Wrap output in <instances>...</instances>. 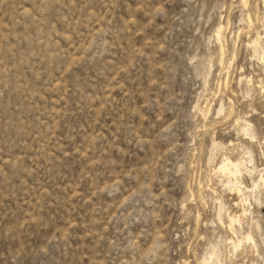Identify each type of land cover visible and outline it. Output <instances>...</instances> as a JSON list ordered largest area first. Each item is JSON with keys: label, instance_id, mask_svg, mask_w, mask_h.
<instances>
[{"label": "rangeland", "instance_id": "rangeland-1", "mask_svg": "<svg viewBox=\"0 0 264 264\" xmlns=\"http://www.w3.org/2000/svg\"><path fill=\"white\" fill-rule=\"evenodd\" d=\"M260 178L264 0H0V264H264Z\"/></svg>", "mask_w": 264, "mask_h": 264}, {"label": "bare ground", "instance_id": "bare-ground-1", "mask_svg": "<svg viewBox=\"0 0 264 264\" xmlns=\"http://www.w3.org/2000/svg\"><path fill=\"white\" fill-rule=\"evenodd\" d=\"M249 126V125H248ZM241 165V164H240ZM221 172H223L224 174H227L231 177H235L236 175H238L240 173V169H239V165L236 163H233L230 160H227L224 165L221 167ZM262 181V178H260ZM264 182V181H262ZM231 222H233V218H230ZM237 221V220H236Z\"/></svg>", "mask_w": 264, "mask_h": 264}]
</instances>
